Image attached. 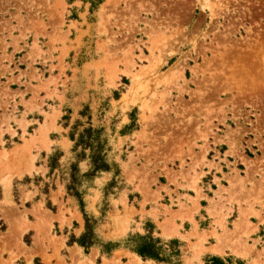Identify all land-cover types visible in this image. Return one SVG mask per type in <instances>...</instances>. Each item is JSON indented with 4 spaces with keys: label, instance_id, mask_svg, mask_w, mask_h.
Returning a JSON list of instances; mask_svg holds the SVG:
<instances>
[{
    "label": "rangeland",
    "instance_id": "obj_1",
    "mask_svg": "<svg viewBox=\"0 0 264 264\" xmlns=\"http://www.w3.org/2000/svg\"><path fill=\"white\" fill-rule=\"evenodd\" d=\"M88 126L109 169L80 186L81 213L69 135ZM159 208L219 210L218 253L197 264H264L246 211L264 210V0H0V264H156L126 249L146 230L190 264L202 246L134 215ZM85 216L87 252L69 242Z\"/></svg>",
    "mask_w": 264,
    "mask_h": 264
},
{
    "label": "trees",
    "instance_id": "obj_2",
    "mask_svg": "<svg viewBox=\"0 0 264 264\" xmlns=\"http://www.w3.org/2000/svg\"><path fill=\"white\" fill-rule=\"evenodd\" d=\"M74 129L79 126L74 125ZM73 129V130H74ZM77 136L75 137V135ZM69 138L74 142V151L78 162L87 161L88 170L78 175L75 170L76 164L72 165V172L67 191L71 196L76 198L81 213H84V203L81 198L80 186L84 181L94 180L98 173L107 172L109 167L106 164L105 146L106 143L102 138L100 130L93 129L91 126L84 128L81 132H71ZM52 169V166H51ZM85 228L83 234L75 240L71 237L70 243H76L80 248L87 252L93 247L95 242V233L91 219L85 216ZM145 235L134 234L127 239L126 249L135 254L142 261H151L156 264H181L183 243L177 239L164 241L161 238L154 237L153 233L146 230ZM117 249V245L109 244L101 250V255L110 256ZM205 264H225L222 259L216 256H207Z\"/></svg>",
    "mask_w": 264,
    "mask_h": 264
},
{
    "label": "crops",
    "instance_id": "obj_3",
    "mask_svg": "<svg viewBox=\"0 0 264 264\" xmlns=\"http://www.w3.org/2000/svg\"><path fill=\"white\" fill-rule=\"evenodd\" d=\"M161 205L166 206L164 204ZM199 207L200 209H205L200 205V202ZM134 211L136 213L134 215H140V213L143 211V217L146 220H149L151 223L155 224L157 230H160L159 235L162 234L161 225H166L170 232L167 237H177L187 243H185V251H191L193 245H195L196 247L202 246L203 250H201L200 255H198L196 259H193V256L197 255V251L193 250L192 252H189V255H185V258H183V262L185 261V259H193L190 264H197L202 260L201 255L203 256L206 253H218L215 248H217V246L219 245L220 239L218 238V236L222 235V229L220 227V224H218L217 222V212L219 210H163L159 208L157 210ZM177 211H181L180 214H177V216L175 214H172L173 212ZM246 211L259 212L261 218H264V210L256 209ZM125 212H127L128 214L131 213V210H126ZM247 220L250 224L256 226L255 231L251 233L252 236L256 235L261 230V227L264 226V222H261V220L258 219V216H255V214L249 215ZM201 222H203V224ZM226 223L228 224L227 221ZM250 236L249 239L253 241L254 239H251L252 236ZM200 241H203L201 245ZM260 242L263 243L261 239Z\"/></svg>",
    "mask_w": 264,
    "mask_h": 264
},
{
    "label": "bare ground",
    "instance_id": "obj_4",
    "mask_svg": "<svg viewBox=\"0 0 264 264\" xmlns=\"http://www.w3.org/2000/svg\"><path fill=\"white\" fill-rule=\"evenodd\" d=\"M16 157H17V156H16ZM16 157H15V158H16ZM15 158H14V160H16ZM25 158H27V157H25ZM19 159L21 160V157H20ZM17 161H18V160H17ZM18 162H19V161H18ZM18 167H19V166H18ZM16 172H17V171H16Z\"/></svg>",
    "mask_w": 264,
    "mask_h": 264
}]
</instances>
